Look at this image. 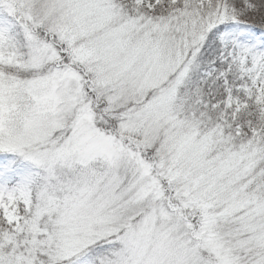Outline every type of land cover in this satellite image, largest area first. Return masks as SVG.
<instances>
[{"label":"snow or ice","instance_id":"obj_1","mask_svg":"<svg viewBox=\"0 0 264 264\" xmlns=\"http://www.w3.org/2000/svg\"><path fill=\"white\" fill-rule=\"evenodd\" d=\"M0 264H264V0H0Z\"/></svg>","mask_w":264,"mask_h":264}]
</instances>
